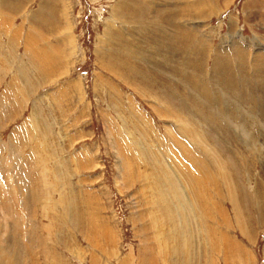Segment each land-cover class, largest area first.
I'll return each mask as SVG.
<instances>
[{
    "label": "rangeland",
    "instance_id": "obj_1",
    "mask_svg": "<svg viewBox=\"0 0 264 264\" xmlns=\"http://www.w3.org/2000/svg\"><path fill=\"white\" fill-rule=\"evenodd\" d=\"M31 1L26 13L41 0ZM48 4L55 62L44 77L52 61L37 63L31 31L23 38L31 13L0 18V191L12 207L0 204L4 263L264 264V0ZM173 180L172 235L157 204ZM231 182L245 196L241 216ZM8 221L19 262L2 251L14 239Z\"/></svg>",
    "mask_w": 264,
    "mask_h": 264
},
{
    "label": "bare ground",
    "instance_id": "obj_2",
    "mask_svg": "<svg viewBox=\"0 0 264 264\" xmlns=\"http://www.w3.org/2000/svg\"><path fill=\"white\" fill-rule=\"evenodd\" d=\"M136 1V0H135ZM13 4H14V2H12ZM17 5V4H16ZM134 9H135V12H141V9H137V7L135 6L134 7ZM11 10H13V8L11 9ZM121 11V10H120ZM133 13H134V11H133ZM33 18V17H32ZM136 20H146V18L144 17L143 18V16H135L134 17ZM41 18H39V20H40ZM33 21H35V16H34V18L32 19ZM38 20V21H39ZM41 20H43V19H41ZM40 20V21H41ZM167 21H169V19L167 20ZM167 21H165L164 23H168ZM43 22V21H42ZM41 22V23H42ZM132 22H134V23H136L137 25H139L138 23H142V22H135V21H132ZM143 24H145V23H143ZM39 25H40V23H39ZM44 25V24H43ZM142 25V24H141ZM153 25H154V23H153ZM119 26V25H118ZM140 26V25H139ZM155 26V25H154ZM136 27V26H135ZM147 27V26H146ZM138 28V27H137ZM158 31H159V29H158ZM11 32V31H10ZM34 32V31H33ZM144 32V31H143ZM140 34V33H139ZM141 36V35H140ZM30 37V36H29ZM28 37V38H29ZM39 38V37H38ZM142 39V38H141ZM17 41V40H16ZM29 41V40H28ZM33 46V45H32ZM6 50V49H5ZM124 55V54H123ZM135 57V56H134ZM136 58V57H135ZM222 57H219L218 58V64H217V67H219V65H222L223 64V62H221L220 61V59H221ZM225 58V57H224ZM13 61H15V60H13ZM35 61V60H34ZM24 62V61H23ZM36 62V61H35ZM138 62V61H137ZM5 63V62H4ZM38 63V62H37ZM234 63V62H233ZM36 66H38L36 63H34ZM118 64V63H117ZM21 66V65H20ZM22 66H23V64H22ZM21 66V67H22ZM24 67V66H23ZM26 67H28V66H26ZM25 70H26V68H24ZM32 69H33V67H32ZM218 69V68H217ZM4 70V69H3ZM2 70V72H4ZM32 71V70H31ZM158 71V70H157ZM7 72V71H6ZM6 72H4V75H5V73ZM3 74V73H2ZM19 74V73H18ZM157 76V75H156ZM16 78L17 77H19V76H15ZM161 77V76H160ZM163 77V76H162ZM19 79V78H18ZM1 80V79H0ZM15 80V79H14ZM20 80V79H19ZM148 81H150V80H148ZM22 83V82H21ZM33 83V82H32ZM31 84V83H30ZM24 85H25V83H24ZM27 85V84H26ZM29 86H27V88H28ZM16 88V87H15ZM29 89V88H28ZM32 89V88H31ZM11 88H9V87H7L6 88V93H7V96L11 93ZM23 90L24 89H16V91L14 92V93H23ZM26 92V91H25ZM28 93V92H27ZM170 94V93H169ZM21 95H23V94H21ZM168 95V94H167ZM20 96V95H19ZM27 96V95H26ZM165 96H166V94H165ZM171 96V95H170ZM169 95H168V97L167 98H165V99H167L166 101H168V103H170L171 105L172 104H175V98L173 99V98H171ZM173 96H175V95H173ZM23 98H24V96H23ZM162 98V97H161ZM4 99H6V101H8L7 100V97H4ZM1 101H3V100H1ZM6 103V102H5ZM165 103V102H164ZM3 105H4V102L2 103ZM175 105H177V104H175ZM175 105H173V107H174V109L175 108H178V106H175ZM3 107H5V106H3ZM5 110V109H4ZM169 111V110H168ZM1 112V111H0ZM3 112V111H2ZM5 112V111H4ZM165 113V112H164ZM171 113H172V111H171ZM38 114V113H37ZM4 115L5 116H7V114L6 113H3V114H1V116H0V122L1 121H4L6 118L4 117ZM39 115V114H38ZM179 119V121H182V120H180V118H178ZM35 123H37V122H35ZM219 126V129H220V127L222 128V126H220V125H218ZM20 130V129H19ZM229 131V133H228V135H232V136H235V133L233 132V131H230L229 129L227 130V132ZM16 133V134H15ZM14 134L15 135H17L18 133H17V131L15 132ZM19 136H20V134H19ZM192 136V135H191ZM224 137V139H225V135H223ZM12 137V136H11ZM16 137V136H15ZM194 137L195 136H193V139H194ZM210 137V136H209ZM234 138V137H233ZM10 139V138H9ZM14 140H16V139H14ZM19 140V139H18ZM11 141V140H10ZM33 141V140H32ZM12 142H14L13 140H12ZM16 142V141H15ZM236 142V141H235ZM224 143V142H223ZM13 144V143H12ZM224 145H225V143H224ZM20 146V145H19ZM10 147V146H9ZM21 147V146H20ZM7 148V147H6ZM227 146H224V150L225 151H227V152H229L227 149ZM21 149V148H20ZM2 157V156H1ZM19 157V156H18ZM33 157V156H32ZM34 159V158H33ZM153 159V158H152ZM161 162V161H160ZM227 162H228V164H229V166L231 167V169L235 166V164H234V162L230 159V158H228L227 159ZM42 163V162H41ZM155 162H153V164H154ZM18 164V163H17ZM148 164V163H147ZM161 164V163H160ZM160 164H158V165H160ZM155 165V164H154ZM17 167H19L18 165H14L13 166V170H14V174L15 175H20V171H21V169H20V167L19 168H17ZM155 167V166H154ZM153 167V170L154 169H157L156 167L154 168ZM157 167H159V166H157ZM161 167V166H160ZM159 167V168H160ZM178 167V166H177ZM198 168L202 171V168H201V166L198 164ZM197 168V169H198ZM3 169H4V167H2L1 166V164H0V170L3 172ZM198 169V170H199ZM157 170H159V169H157ZM157 170H154V171H157ZM1 171H0V173H1ZM4 171H5V169H4ZM158 172V171H157ZM191 172V171H190ZM189 172V173H190ZM215 172H216V170H215ZM215 172H213V173H215ZM227 173V172H226ZM188 174V173H187ZM186 174V175H187ZM189 176H190V174H188ZM218 175V174H217ZM227 176V175H226ZM190 178V180L192 179V177H189ZM188 179V178H187ZM208 179H210V177H208ZM193 180V179H192ZM199 180H201V178H199ZM188 181H189V179H188ZM202 181H204V180H202ZM174 185H175V183L176 182H174V180L173 181H171ZM190 183H192V182H190ZM200 183V182H199ZM201 183H203V182H201ZM207 185V184H206ZM209 186V185H208ZM228 186H229V190H230V192H231V195H233V196H235V198H237V197H239L238 199H236L235 200V202L237 201V213L239 214V216H241V213H242V211H244L243 209V206H244V204H242V201L244 200V198L243 197H245V196H243L242 197V193L241 192H243V190H242V187H240V186H238L237 184H234V183H228ZM36 187V186H35ZM204 187V186H203ZM211 186H209V188H210ZM3 189V188H2ZM192 189H194V188H192ZM203 189H205V188H203ZM206 189H207V187H206ZM38 191V190H37ZM178 190L176 189V185H175V187H174V189H172L171 187H168V190H166V191H160V194H161V201L160 200H158L157 202H159L158 204H157V207L158 208H160V209H162V214H161V218H162V220H164V221H162V222H165V225L167 226V225H171V224H173V229H170L171 230V232H169V233H173L174 234V232L176 233L178 230H179V228L178 227H180L181 228V225L180 226H177V221H176V217H178L177 216V214H178V211L175 209L174 210V208H175V205L176 204H174L176 201L175 200H177V196L174 194L175 192H177ZM197 191V190H196ZM204 191H206V190H204ZM201 192H202V190H201ZM201 192H200V194H201ZM0 193H1V191H0ZM3 193V192H2ZM0 194V204L2 205V208H3V210H5L6 209V207L7 208H9L10 207V204H9V198L10 197H8L9 195L7 194V192H5L4 194ZM40 193V192H39ZM38 193V197H41L40 196V194ZM196 193L197 192H195V197H196ZM203 193H205V192H203ZM171 194H173L174 196H172L171 198H170V195ZM198 197H199V199H200V196H202V195H200L199 194V191H198ZM200 195V196H199ZM158 197V196H157ZM204 196H202V198H203ZM205 199V198H204ZM243 202H245V201H243ZM259 203V202H258ZM189 204V203H188ZM261 204V203H260ZM187 207V206H186ZM12 208V207H11ZM11 208H9V210H11ZM180 208H182V206H180ZM245 208H246V206H245ZM178 209V208H177ZM158 210V209H157ZM247 210V209H246ZM186 211V210H185ZM181 212H182V210H181ZM187 212V211H186ZM183 213V212H182ZM186 214V213H185ZM245 215V214H244ZM249 215V214H248ZM12 216V215H11ZM181 216H183V214L181 215ZM242 216H243V214H242ZM250 216V215H249ZM180 217V216H179ZM246 217V216H245ZM181 218V217H180ZM184 218V217H183ZM186 218V217H185ZM248 218V217H247ZM251 218V217H250ZM31 219V218H30ZM29 219V220H30ZM182 220V219H181ZM186 220V219H185ZM184 220V221H185ZM31 221V220H30ZM187 221V220H186ZM9 222V226H10V221H8ZM31 223V222H30ZM245 223H247V222H245ZM19 224V223H18ZM185 224V223H184ZM183 224V225H184ZM7 225H8V223H7ZM13 225V224H12ZM10 226V228H9V230H11V237H13L14 236V239H11L12 241L11 242H9L10 243V246L8 247V250H7V247L4 245V246H2V247H6V250H4L5 248H2V251H4V252H7V253H9L8 255L9 256H12V258L16 261V262H19V249H20V247H21V241H20V239L18 238V236L20 235L17 231H16V229H14V227L13 226ZM31 225H32V223H31ZM242 225V224H241ZM250 224H248V226H249ZM187 226V225H186ZM8 227V226H7ZM21 227V226H20ZM33 227V226H32ZM183 228H184V226H183ZM186 228V227H185ZM189 228V227H188ZM29 228H27V230H28ZM244 229V228H243ZM248 229V228H247ZM26 230V231H27ZM16 231V232H15ZM21 231H22V229H21ZM35 231V230H34ZM180 231V230H179ZM187 231V230H186ZM20 232V231H19ZM179 232H177V234H178ZM172 234V235H173ZM177 234H175V235H177ZM171 235V236H172ZM10 237V238H11ZM174 237V236H173ZM172 237V238H173ZM177 237V236H176ZM182 237V236H181ZM190 237V236H189ZM192 237V236H191ZM168 238V237H167ZM30 239V237L28 236V231H27V241ZM9 240V239H8ZM31 240V239H30ZM183 240V239H182ZM5 241V240H4ZM190 242V241H189ZM8 243V242H7ZM12 243H13V245H12ZM31 244V243H30ZM185 245H186V243H185ZM183 247H184V244H183ZM186 247H188V245H186ZM177 248V247H176ZM178 249H180L179 248V246H178ZM186 249V248H185ZM174 250H175V248H174ZM181 250V249H180ZM187 250V249H186ZM189 250V249H188ZM3 252V253H4ZM175 252V251H174ZM186 252V251H185ZM7 253H4V254H6L7 255ZM3 254V255H4ZM185 254V253H184ZM8 255H7V257H8ZM173 255V254H172ZM18 256V257H17ZM155 256V255H154ZM26 257V256H25ZM27 257H31V254H29V255H27ZM178 257H180V256H178ZM11 258V259H12ZM0 259H2V260H0V264H6L7 262L5 261V259L4 258H0ZM3 259H4V261H3ZM8 259V258H7ZM12 259V260H13ZM26 259V258H25ZM29 259H32V258H29ZM9 260V259H8ZM170 260V259H169ZM24 261V260H23ZM34 261V260H33ZM4 262H6V263H4ZM10 263H11V261H9ZM35 262V261H34ZM14 263V262H13ZM24 263H25V261H24ZM27 263V262H26ZM23 264V263H22Z\"/></svg>",
    "mask_w": 264,
    "mask_h": 264
},
{
    "label": "crops",
    "instance_id": "obj_3",
    "mask_svg": "<svg viewBox=\"0 0 264 264\" xmlns=\"http://www.w3.org/2000/svg\"><path fill=\"white\" fill-rule=\"evenodd\" d=\"M48 1L49 0H41L40 3L36 6L38 9L35 8L34 10H30V13H31L30 14V13H26L27 9L25 8V6L28 5V4L25 3L26 0H0V18H2V20L3 19H8L10 16H12V20H14L15 19V15H20L25 10H26L25 11V19H23V21L29 22V14H30V17H31V15L33 17V14L35 12H37L39 14V16L40 15L42 16L40 18L43 19V20L40 19L41 20L40 21L39 18H38L37 19V22L33 21L32 18H31V24H30V26L27 29L22 30V32H24L23 33L24 34L23 35V38H24V41L26 43V39H27V36H28V32H29V30L31 31L32 36H31L30 41L28 42V46H29V48L31 49L32 52H36L37 55L39 56L37 62H39L40 60L52 61V63L49 62L46 65H44V63L42 62L43 67H42V69L40 71V75H42L43 77L45 76V75H43V73H44L43 70L45 68H49V65H51V64H53L55 62V58H53V59L51 58V60L46 59V58H48L47 53L50 50H51V53L53 54V56H54V51H55V45L53 46V44H52L53 38H54L53 36L55 35V32L54 31H52V32L49 31L48 32V30L50 28L51 29L53 28V25H51L50 22H46L45 21V18H44L45 15L47 14L46 13L47 12V10H46L47 8L45 7V5L48 4ZM12 2H14V4ZM53 3H54V0H53ZM21 6H23L22 9H19V8H21ZM12 8H13V10H11ZM49 8L53 9V13H55V6L53 4ZM43 11H44V13H43ZM42 13H43L44 16L42 15ZM53 22H55V19H54ZM39 23H40V25H39ZM11 26L9 28H7V34L10 33V30H13V28H11ZM44 33H46V35L48 37H50V40L47 41L48 43H46V45L43 44V41L46 40V38H44V36H43ZM9 37H11V36H9ZM4 42L6 43V41H4ZM19 43H20V41H19ZM43 52H44V54H43ZM3 61H5V60L3 59ZM46 72L48 73V71H46ZM47 73H46V75H47ZM54 73L55 72H51L49 74L51 76H53V75H55ZM4 95H7V93L4 92ZM16 107L18 108L19 106H16Z\"/></svg>",
    "mask_w": 264,
    "mask_h": 264
}]
</instances>
